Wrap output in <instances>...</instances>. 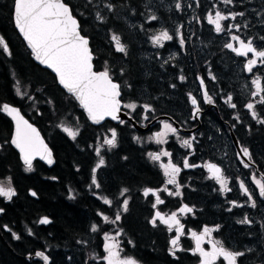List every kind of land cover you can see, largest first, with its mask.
Masks as SVG:
<instances>
[{
	"label": "flooded vegetation",
	"instance_id": "1",
	"mask_svg": "<svg viewBox=\"0 0 264 264\" xmlns=\"http://www.w3.org/2000/svg\"><path fill=\"white\" fill-rule=\"evenodd\" d=\"M110 2L112 3L115 1L110 0ZM122 4L126 7L124 14L125 16H128V18H126L125 24L126 26L129 24V27L127 28L122 25H116L117 22L115 21L114 16L116 15L115 11L119 8L118 5L115 7L112 13H108L106 10H103L102 14L105 16V20L103 23H98L106 29V41L101 42L99 47H101V50H109L110 54L113 53V55L118 59L120 58L127 60L131 56L136 55V59L140 61L146 60V63L149 65L156 66L146 67L149 74L154 72L157 75L166 76V72L168 70L174 71L169 82L170 86L172 84L176 85V87H172L170 91L173 94V99H176V101L171 100L170 98L172 96L170 95L169 97L167 93L162 97L163 99L158 100L165 104V108H162V110H157L156 113H146L144 112L143 108H137L135 112H127L126 108L123 107L122 109L133 119L135 118V114L139 113L137 121L134 119L138 123L142 116H147L148 119L144 121V124L139 123L141 126H144L153 117L162 114L170 117L178 128H181L185 131H180L176 128V134L168 133L163 138L166 143L157 144L155 142V138H151L150 140L147 138L143 144L139 143L136 140V137H141L143 135L147 136L146 134L154 135L155 133L162 131L163 129H161L159 125L161 122H168L173 127H175L174 124L167 120L154 122L149 126L148 130L144 132H137L134 130L120 131L118 130V127L121 126V124L118 122H110L107 125L105 124L106 121H103L98 124L100 128L98 129V132L94 133L95 138L91 143L88 145L86 144V148L92 151L90 169L86 174L87 185L90 183L91 169L99 160V157L95 154L94 149H96L97 143H99L105 136H110L109 129H116L117 145L114 148H109L107 145H103L101 149V155L105 159V165L97 170L98 180L101 182V188L98 190L95 189L94 191L99 193L101 196H108L114 201V203L110 208L104 205L100 199H97L95 195H92L93 197H91L94 199L93 204L96 206L89 211L93 218H91L88 222L87 231L93 236H95L96 233L99 235V237L96 235L98 238L97 241L99 250L96 252V259L91 261L93 264H104L102 257L105 256V254L102 250L103 239L101 234H104L110 229L111 226H114L110 223H104L102 219L96 215L97 211H103L105 214L109 215L110 218H114V214L119 208L120 202L123 199L119 197V191L124 187L129 189L128 196L131 197V199L129 203V210L127 213H123L122 217L124 218V216L131 215L132 210H134V204H136L134 188L135 176L132 170L127 171V169H124L126 163L131 162L132 166L135 165L134 158H132V152L130 151L133 146L134 148L137 147V149H139L141 152V159L145 161L144 167L148 177H146V179L149 180L147 184L143 185L136 191L140 200L139 204L143 206L145 210L147 224L150 229V235L153 236L154 233H157L161 237V246L164 251L165 263L169 259V261H173L175 264H200L199 254H193L195 241L191 237V232L195 231L199 233L202 231L204 226L215 227L216 225H219V230L212 233V238L214 240L222 241L226 248L232 250L252 249V251L246 252V255L241 258L240 264H264V227H262V225H264V199L259 197L258 189L252 181L253 175H255L257 179L264 178V125H261L256 120H253L250 113H248V111L244 108V104L247 103L250 98L251 80L253 78L252 73H247L244 71V63L246 62L247 58L239 57L235 53L223 47L224 44L229 41L230 34L239 35L245 40L252 38L258 46L264 47V41L259 40L260 36H264V29L262 28V23L258 21L256 8L254 7V10L245 9L241 11L245 13L243 17H240L241 24L236 20L222 22L225 25L229 23L240 24L241 29L239 32H236V30L233 29L232 33L217 34L214 31V26L207 22V13H203V6L200 8L196 6L197 0H192L191 3L187 5L185 4L188 7L190 5H194V10H187L185 9V6H182V11L184 12V15L187 19L181 24L187 25L189 29L186 31L183 30L184 32H182V34L186 33V36L183 34L186 43L182 49L184 66L182 64L181 68H177L176 66L172 65V62L176 60L182 62L178 54V51L181 52V47L178 44L179 37H176L177 28H174L175 23L179 22L178 16L169 22L163 14L162 8L155 7L153 9L152 7H149L144 9L142 2H140L138 5L131 4L127 6L124 3ZM251 6L254 5L251 4ZM206 7L208 8L211 6L207 5ZM100 9L101 8H98L97 10ZM228 13L229 12L226 11L225 14ZM150 15H155L157 19L154 21H143V19H146ZM197 18H199V20ZM245 22L248 24L247 28L243 27ZM141 25H143V28H141ZM171 27L172 31L170 33L173 35V40L170 42H163V47L154 46L149 38L153 35H156L159 31ZM200 28L202 30H200ZM109 30H111L112 33L114 32L121 36V42L127 47V55L115 51L113 43L110 39L112 33L109 32ZM196 35L197 37H195ZM0 37H2V35H0ZM173 41H175L177 45L173 44ZM232 43L234 46H236L235 41H232ZM216 45H218V50H216ZM2 49L3 46L0 45L1 53L5 56H8L9 54L4 53ZM173 49L177 50V56L175 57L176 59L169 58L162 60L155 56L162 55L166 52L171 53ZM25 50L31 59V54L26 48ZM98 55L103 57L99 53ZM217 55L224 56L225 60H219L218 62L217 60L214 61ZM250 55L251 54H249V57ZM201 56L203 57V62L201 65H199V59ZM151 60L157 62L158 64L151 62ZM195 60L197 62H195ZM165 61H167V63H165ZM107 68L109 69V72L111 69H114L108 62ZM210 72L216 77L215 81L210 78ZM218 72H224L226 74V81L222 86H220L218 83ZM254 72L257 75H260L262 80H264V66L258 65L257 68L254 69ZM114 73L118 75L116 70ZM180 75H184L186 79L183 82L180 80H178V82L176 79L177 82H175L173 76L179 77ZM198 76L204 79L206 89L209 95L213 97V104L203 103V93L200 88V82L197 79ZM168 91L169 89L167 84L165 92ZM188 93H192L198 98L200 102L201 111L197 119L192 117V105L189 102L187 95ZM228 93L233 95V102L237 104L236 109L228 107V105L224 102V97H226ZM26 96L27 95H25V97ZM17 97H20V95H17ZM137 99L138 98L130 99L128 102H135L141 105L147 104L149 102L148 99V101L144 102L137 101ZM19 101L20 103H8L1 101L0 106L7 103L16 107L20 114H22L29 123L37 128L51 149L53 155L51 143L46 138V135H43L41 128H39L40 126L36 123L39 121L36 120V118L34 121L30 117L31 112L25 114L21 106L25 105L30 107L32 112H34L38 117L40 116L42 118L40 120L44 126L51 127V131H49L50 134L54 133V131L52 132L53 129H55V131L56 129L61 131L60 133L64 135L66 133L60 129L58 125L57 127L55 126V121L54 124L52 123L49 114L47 117L41 115L40 110L36 109V103L33 101V99L28 97L26 101ZM158 101H153V104L157 105ZM257 110L261 112L262 118H264V108L258 106ZM53 114L55 115V113ZM0 115V124L3 126L2 131L0 130V185L6 181H8L11 185L10 176L6 175V173H1V171L6 169V166H9L10 168L12 167V159L9 157V154H11L16 159L18 163L17 166H19L21 172L24 171L23 169L25 168V165L18 157L17 151L10 144L12 124L9 119L1 112ZM235 116H239L242 123H236V121L233 119ZM5 121L8 125L5 123ZM66 122H68V120ZM64 124L66 123H63L62 125ZM233 124L236 125L234 128L232 127ZM192 136L196 137L195 141L193 142V149L190 150L181 147V140L190 139ZM242 146L248 148L252 156V161L254 162L247 169L243 167L240 159H237V153L241 152ZM162 149L172 153V156H162L160 161L155 162L149 158L148 153H158ZM190 152L192 153L191 155H189ZM185 156H189L190 163L194 164L203 165L206 161L217 163L222 168L223 174L228 178L229 187L232 189V191L221 193L219 191V185L215 182V180L208 178L209 173L203 167L184 169L182 167V163ZM125 157L127 159H125ZM115 158L117 161L115 172H110L115 168ZM169 159H172L174 163H176L178 166H181V172L178 176V181L183 185L181 188L182 194L181 196H169L166 192H161V199L164 200V203L158 205L156 209H153L152 204L155 202V197L145 198L143 196V189L146 187H151L153 189H162L164 187L169 189L173 188L172 185L165 184L166 177L164 176L163 169L160 167L161 164H166ZM241 159H245L247 162L246 158H244L242 155ZM4 160H6L8 163H4ZM36 164L43 165V163L40 161L34 160L33 167H35ZM43 166L45 167V165ZM33 171H35V169H33ZM124 176L127 178V184L119 186V180H123ZM238 178L239 180H243L253 192L254 199L257 202L256 208L250 207L247 203V197L241 194ZM27 195L32 198L28 191ZM5 201H7L5 198L0 197V203H4ZM229 201H236L238 204L243 206L232 207ZM184 204L192 207L193 212L181 214L178 210ZM230 207H232L231 212L227 210ZM155 211H160L164 215H171L172 212H177V218L184 226V235L180 238V245L184 250L177 253L178 259L169 255V241L175 235V230L173 229L172 232H169L167 226L160 224L158 221L156 227H153L152 224L149 223V220L152 218ZM245 214H247L253 221L252 224L242 225L237 223V221L241 220ZM38 219L39 218L37 217L35 222L36 224L41 225L38 223ZM92 223H97L99 225L100 231L92 233L90 231V226ZM118 224L119 225H116V230L122 229V222L120 221ZM4 226L5 225L2 224V229L5 230ZM118 242V246L121 249L120 256L121 258L125 257L122 255V250L131 249V243L126 244L121 240V238L120 241L118 240ZM92 246H94L93 243ZM202 247L206 251L210 250L211 245L209 244L207 238L202 244ZM87 249L92 252L94 251V249L89 248V246ZM35 250L44 251L43 249L37 248L33 249L31 252L25 253V255L31 254ZM46 254L51 260L52 255L50 253ZM26 260L37 261L32 259ZM88 260L90 259H87V262ZM215 264H227V262L223 259V257H219L217 258Z\"/></svg>",
	"mask_w": 264,
	"mask_h": 264
},
{
	"label": "trees",
	"instance_id": "2",
	"mask_svg": "<svg viewBox=\"0 0 264 264\" xmlns=\"http://www.w3.org/2000/svg\"><path fill=\"white\" fill-rule=\"evenodd\" d=\"M114 1L112 3L115 7L119 6L114 16L116 25L128 28L129 24L128 26L125 24L128 16L124 14L126 7L122 3L127 6L138 5L141 1ZM219 1L221 2V0ZM64 2L70 6L73 15L80 22L82 34L89 38L94 70L103 71L104 67H107L106 62L114 68L110 70V73L112 79L121 85L120 99L122 102L138 97L145 99L148 96H157L158 93L167 88L165 80H152L151 78L155 77L150 76L147 72L145 73L146 76L142 75L141 70L145 69V66L140 68V60L136 59V55L123 60L116 58L113 53L110 54L107 49V51L101 50L99 46L101 42L106 41V29L93 17L92 10L96 0H93L92 5H87L86 0H64ZM11 6L12 0H0V35L5 39L11 52V55L5 56L0 51V102L20 103L19 100L26 101L28 97H31L36 103V109L40 110L42 116L47 117L49 114L52 123L56 122V127L60 122L67 123L68 120L69 123L79 129V134L75 140L60 133L61 131L57 129L56 131L53 129L52 132L54 131V133L50 134L51 127L44 126L40 116L38 117L32 112L30 107L21 106L25 114L31 112L30 117L34 121L35 118L39 121L36 123L51 143L54 164L50 169L41 164H36L33 167L35 171L21 172L16 159L9 154L12 159V167L6 166V169L1 173L10 176L11 187L16 191V196L11 201L7 200L0 203V207L4 209L0 216V264H40L37 261L24 259L25 253L37 248L52 255L50 264H84L88 259L86 255L88 246L94 249L93 252L96 255L97 250H99L98 238L96 237L99 235L96 233L93 236L87 231L88 222L93 218L89 211L96 205L93 204L94 199L91 198L95 189H90V183L88 185L86 183V174L90 169L92 160V151L86 148V144L88 145L93 141L94 133L98 132L100 127L89 124L87 114L75 103L72 97L63 93L56 85L53 76L31 61L11 25ZM217 7L221 8V11L227 9L230 12H241L245 9L254 10L255 7L264 16V0H234L232 5H225L221 2ZM262 28L264 29V23H262ZM109 32L112 33L111 30ZM216 50H218V45H216ZM98 53L103 57H100ZM219 60H225L224 56H218L217 62ZM115 70L118 75L114 73ZM121 70H123V74H121ZM173 78L177 82L176 77L173 76ZM218 83L220 86L225 83L222 72L218 75ZM17 88L22 94L26 93L27 96L22 98L20 95L17 97ZM154 89H159V91L154 93ZM157 98L158 100L162 99L160 95ZM137 117L138 114H135L134 119L136 121ZM5 123L7 124L6 121ZM108 123L110 122H105L107 125ZM2 127L0 124L1 131ZM118 130L133 131L128 122L119 126ZM130 151L135 165L132 166L131 162L126 163L124 169L134 172L136 204H134L131 215L124 216L121 220L123 230V233L120 234L121 240L126 244H130L129 241H132L131 249H123L122 255L130 256L138 264H175L169 259H166L165 263L160 235L157 233H154L153 236L150 235L145 210L139 204V196L136 193L139 188L149 182L146 179L145 161L141 159V152L137 147L132 146ZM4 163L8 162L4 160ZM114 163L115 168L110 172H115L116 158ZM52 177H56V179L54 180ZM119 181V186L127 184L125 176L123 180L120 179ZM28 189L37 193L36 198L27 195ZM70 189L75 199H69ZM41 216L50 218L51 223L47 225L36 224V218ZM2 224L7 225L11 231L2 229ZM29 229L33 235L28 234ZM12 232L17 233L20 239H14ZM77 240L88 241V243L78 244ZM86 264H93V262L88 260Z\"/></svg>",
	"mask_w": 264,
	"mask_h": 264
},
{
	"label": "snow or ice",
	"instance_id": "3",
	"mask_svg": "<svg viewBox=\"0 0 264 264\" xmlns=\"http://www.w3.org/2000/svg\"><path fill=\"white\" fill-rule=\"evenodd\" d=\"M221 2L225 5H232L234 0H221ZM92 3L93 0H86L87 5H92ZM196 6L199 7V0H197ZM212 7L213 9H216V5H213ZM175 8L177 11L182 10L180 0H176ZM114 9L115 6L110 0H103L101 9L95 12L96 20L103 23L105 20V16L102 14L103 10L112 13ZM244 15V12H229L228 14H224L217 9L214 13L212 11L207 13L206 19L210 25L214 26V31L217 34L232 33L233 29H235L236 32H239L241 25L232 23L225 25L222 22L236 20L238 16L243 17ZM156 19L157 17L155 15L147 17L148 21H154ZM197 19L199 20V18ZM13 21L15 27L18 29L19 33L22 34L28 47L34 54L35 59L55 72L59 84L62 85L68 93L75 97L79 102V105L86 112L88 119L93 124H100V122L106 117L118 121L121 125L125 124V120L120 117L122 107L130 109L133 112H135L138 107H142L146 113L155 111L150 104L137 105L135 102L122 104L120 99L121 85L114 82L109 69L105 67L103 71L99 72L93 70V55L92 50L89 47V38L82 34L80 22L73 15L72 9L64 2V0H13ZM261 23H264V20H262ZM181 27L182 26L177 27L176 35L179 37V44L181 49H183L186 41L180 31ZM243 27H248L247 22H245ZM141 28H143V25H141ZM110 39L116 52L127 55V47L121 42L120 35L113 32ZM150 39L154 46L163 47V42L173 40V35H170L169 31L164 29L150 37ZM259 40L264 41V36H260ZM232 41H235L239 47L234 46ZM0 45L3 46L2 51L4 53L11 55L9 46L3 37H0ZM223 47L239 57L247 58L244 63V71L252 73L253 78L251 80L250 98L248 102L244 104V108L250 113L253 120L264 125V118H262L261 112L257 110L258 106L264 108V80H262L260 75H257L254 72V69H256L258 65L264 66V47L258 46L252 38L245 40L236 34H230L229 41L226 42ZM249 54H251L250 57ZM170 58L174 59L175 55ZM165 63H167V61H165ZM121 74H123V70H121ZM209 76L215 81L216 77L213 76L211 72L209 73ZM185 79L186 77L184 75L179 76L181 82ZM197 79L200 82V88L203 93V103L213 104V97L209 95L204 79L199 76ZM171 87L175 88L176 85L172 84ZM17 94L21 95L22 98L27 95L26 93L22 94L19 88H17ZM187 95L189 102L192 105V117L194 119L198 118L201 111L200 102L192 93H188ZM233 101L234 98L231 93H228L226 97H224V102L228 107L236 109L237 104ZM0 112L7 114L15 122V132L12 136L11 144L19 150L20 158L25 165V171L30 172L33 170V159L36 156L45 160L48 165L54 163L51 150L46 144H44L43 140L40 139L37 130L29 124L28 121L24 120L17 108L5 103L0 106ZM144 119H148V117L144 116ZM233 119L236 123H242L239 116H235ZM161 123L163 130L154 134L155 142L157 144L166 143L163 138L168 133H177V129L170 123ZM235 126V124L232 125L233 128ZM63 131L73 140H75L79 134L78 128L74 130L71 127H63ZM109 133L110 136H105L102 143L109 148H114L117 145V131L115 128H112L109 129ZM195 139V136H192L190 139H182L181 147L190 150L193 149V142ZM95 154L99 157V160L91 169L89 188L98 190L101 188V182L98 180L97 170L105 165V159L101 155V149L99 147L95 149ZM191 154L192 153L190 152L189 155ZM241 155L246 158L247 162L245 159H241ZM148 156L155 162L160 161L162 156L171 157L172 153L162 149L158 153L150 152L148 153ZM125 159L127 158L125 157ZM237 159H240V162L245 169L249 168L251 164L254 163L248 148L243 146L241 147V152L237 153ZM160 167L163 169L164 176L166 177L165 184L172 185L173 188L169 189L164 187L162 189H153L151 187H146L143 189V196L145 198L155 197V202L152 204L153 209H156L158 205L164 203V200L161 199V192H166L169 196H181L182 194L181 188L183 185L178 181L181 166H178L172 161V159H169L166 164H161ZM182 167L184 169L203 167L209 173L208 178L215 180L219 185V191L221 193L232 191L229 187L228 178L223 174L222 168L217 163L206 161L203 165L194 164L190 163L189 156H185L183 158ZM52 179L55 180L56 177H52ZM252 181L258 189L259 197L264 199V178L257 179L256 176L253 175ZM238 182L241 194L247 197L248 205L252 208H256L257 202L254 199L251 189L243 180H239L238 178ZM128 193L129 189L127 187L120 189L119 197L123 199L114 214V218H110V216L103 211H97L96 215L99 216L104 223L117 225L123 218L122 214L127 213L129 210L131 197L128 196ZM30 194L33 197L37 195L34 191ZM93 195H95L97 199H100L104 205L110 208L113 206L114 201L108 196H101L95 191L93 192ZM14 196H16V191L11 185H8L7 187L0 185V197L11 201ZM69 199H75L72 195L71 189L69 190ZM229 203L232 207L243 206L236 201H229ZM232 207L227 210L231 212ZM178 211L181 214L192 213L193 208L184 204ZM3 212L4 209L0 208V213ZM157 221L160 224L167 226L169 232H172L173 229L175 230V235L169 241V255L178 259L177 253L184 250L180 245V238L184 235V226L177 218V212H172L171 215H164L160 211H155L154 215L149 220V223L152 224L153 227H156ZM39 223L47 225L51 223V220L48 217H41ZM237 223L250 225L253 221L247 214H245L241 220L237 221ZM262 227H264V225H262ZM4 228L5 230L11 231L7 225H5ZM219 228V225H216L215 227L204 226L199 233L195 231L191 232V237L195 241L193 254H199L200 264H215L219 257H223L227 264H240L241 258L246 255V252L252 251V249L232 250L226 248L222 241L214 240L212 238V233L218 231ZM90 231L92 233L100 231L99 225L97 223H92ZM122 231V229H119L116 232V236H119ZM28 234L33 235L31 229L28 230ZM12 236L14 239H20V236L15 232H12ZM206 238L211 245V248L208 251L202 247ZM104 240V251L106 252V255L103 256L102 259L106 264H138L133 258H121V249L118 246L119 242L115 239V236L105 232ZM77 243L87 244L88 241L77 240ZM129 243H132V241H129ZM35 255L41 257L44 264H50V257L45 255L43 251H37Z\"/></svg>",
	"mask_w": 264,
	"mask_h": 264
},
{
	"label": "rangeland",
	"instance_id": "4",
	"mask_svg": "<svg viewBox=\"0 0 264 264\" xmlns=\"http://www.w3.org/2000/svg\"><path fill=\"white\" fill-rule=\"evenodd\" d=\"M142 3H143V5H144V9H146V8H149V7H152L153 9L155 8V7H157V8H162L163 9V14L165 15V17H166V19H167V21H169V22H171V20L173 19V18H176L177 16H178V18H179V22L178 23H175V26H174V28H177L178 26H182L181 28H180V31H181V33L182 32H184V31H186L187 29H189L188 27H187V25H185V24H181V23H183L184 22V20L186 21V17H185V15H184V12L182 11V10H180V11H177L176 10V8H175V3H176V0H140ZM196 2V1H195ZM102 3H103V0H101V1H99V0H96V3H94L95 4V6H93V10H92V13H93V17L95 18V12L97 11V9L98 8H101V6H102ZM180 3H181V5L184 7L185 6V9H187V10H194V5H191V6H186L187 4H189V3H191V1H189V0H180ZM221 2L219 1V0H199V7L198 8H200L201 6H203V13H209L210 11H214V10H220L221 11V8H218L217 7V5H219ZM186 4V5H185ZM207 5H210L211 7H206ZM213 5H216V9H213ZM174 7V8H173ZM226 11H228L227 9H225V11H221V12H223L224 14L226 13ZM228 12H230V11H228ZM258 12V13H257ZM256 12V15H257V17H258V21L261 23V21L262 20H264V16L262 15V13L261 12H259V11H257ZM196 17V16H195ZM96 19V18H95ZM145 20H147V18L146 19H143V21H145ZM240 20H241V18L238 16L237 18H236V21H238L240 24H241V22H240ZM234 21V20H233ZM180 24V25H179ZM166 30H168L169 31V34L171 35V31H172V27L171 28H167ZM184 30V31H183ZM200 30H202L201 28H200ZM183 34H185L184 36H186V33H183ZM182 34V35H183ZM177 37V36H176ZM195 37H197V35L195 36ZM150 39V38H149ZM151 40V39H150ZM168 42H170V41H168ZM173 44H175V45H177V43L175 42V41H173L172 42ZM178 44H179V41H178ZM208 45V44H207ZM206 45V46H207ZM179 46H180V44H179ZM175 48V47H174ZM183 52H184V50H183ZM178 54H179V57L181 58V60H182V62H179V61H173L172 62V65H174V66H176L177 68H181L182 67V64H183V66H184V57H183V53H182V49H181V52L180 51H178ZM173 55H175V57L177 56V50L176 49H173L172 50V52L171 53H169V52H166V53H164V54H162V55H159V56H157V55H155L156 57H159L160 59H162V60H165V59H169L170 57H172ZM174 59H176V58H174ZM218 59V55L216 56V59H215V61ZM203 60H201V59H199V63H201ZM142 62H144L143 63V65H142ZM151 62H153V63H155V64H158L157 62H155V61H153V60H151ZM195 62H197L196 60H195ZM139 66H140V68H141V66H142V68H144V66H145V69H142L141 70V72H142V75L143 76H146V72L148 73V70H147V68L146 67H156L155 65H149L148 63H146V60H144V61H140V63H139ZM173 73H174V71H170V70H168L167 72H166V76H163V75H156L154 72H151L150 73V76H153V77H155V78H151L152 80L154 79V80H160L161 79V81H163V80H165L164 82L165 83H167L168 84V89H169V91L168 92H165V90H163L162 92H160V93H158L157 95H160L161 97H163V96H165L167 93H168V95H169V97H170V95L172 96L170 99L171 100H173V101H176V99H173L174 97H173V94L170 92L171 91V89H172V87L170 86V82H169V80L171 79V77H172V75H173ZM217 75H219V73H217ZM222 75H223V79H224V81L226 80V74L224 73V72H222ZM176 77V79H177V81L179 80V77L178 76H175ZM179 82V81H178ZM159 91V89H154V93H156V92H158ZM149 100V102L147 103V104H150V105H152V107L155 109V111L154 112H151V114H153V113H156L157 112V110H162V108H165V104H163L162 103V101H158V98H157V96H148V98H145L144 99V97L143 98H140V97H138V99H137V101H141V102H144V101H148ZM163 99V98H162ZM153 101H158L157 102V105H154L153 104ZM127 103H131V102H128V101H126V102H123V104H127ZM160 103H162V104H160ZM137 105H141V104H138L137 103ZM138 108H140V109H142V107H138ZM126 111L127 112H132V110H130V109H127L126 108ZM136 114H138V116H139V113H136ZM146 119H144V116H142L141 118H140V121H139V123L140 124H144ZM63 123H59L58 124V127L60 128V129H62L63 130V127H71V128H73L74 130L75 129H77V127L76 126H74V125H72L71 123H66V124H64V125H62ZM160 125V128L162 129V123H160L159 124ZM160 129V130H161ZM147 136H145V135H143V136H141V137H136V140L139 142V143H143L144 144V141H146V139L148 138L149 140H150V138H155V136L154 135H151V134H146ZM109 136V135H108ZM102 141H103V139L99 142V143H97V147H99L100 149H102V147H103V143H102ZM96 147V148H97ZM94 152H95V149H94ZM24 171H25V168L23 169ZM25 172H28V171H25ZM2 185H4V186H8V185H10L9 184V182L8 181H6V182H4ZM117 225H119V224H117ZM117 229V226L116 225H114V226H111L110 227V229L108 230V231H106L107 233H109L110 235H112V236H115V239L118 241H120V235L119 236H116V232L118 231V230H116ZM123 232H121V234H122ZM101 236H102V239H103V244H102V250H103V252H104V254L106 255V252L104 251V244H105V240H104V234H101ZM86 255H87V257H88V259H90V260H92V261H94L95 259H96V254L94 253V252H92V251H89L88 249L86 250ZM124 256V255H123ZM127 256H125V257H122V258H126ZM104 264H106V262L104 261Z\"/></svg>",
	"mask_w": 264,
	"mask_h": 264
},
{
	"label": "water",
	"instance_id": "5",
	"mask_svg": "<svg viewBox=\"0 0 264 264\" xmlns=\"http://www.w3.org/2000/svg\"><path fill=\"white\" fill-rule=\"evenodd\" d=\"M190 1H192V0H190ZM11 19H12V25H13V27H14V29H15L17 35H18L19 38L22 40V42H23L25 48H26V49L28 50V52L31 54V59H32V61H33L36 65H38L40 68H42V69L46 70L47 72H49V73L53 76L56 85H57V86L63 91V93H65L66 95L71 96L72 99L77 103V105H78L80 108H82V107L79 105V102L75 99V97H73L70 93H68L67 90L64 89L62 85L59 84V82H58V78H57L55 72H53L52 69L47 68L46 65L41 64L39 61H37V60L35 59L34 54L32 53L31 49H30V48L28 47V45H27V42L24 40L22 34L19 33L18 29L15 27V24H14V21H13V3H12ZM235 43H236V42H235ZM236 47H239V45H238L237 43H236ZM93 70H94V68H93ZM94 71H96V70H94ZM97 72H99V70H98ZM114 82H115V81H114ZM121 103H122V102H121ZM10 106H11V105H10ZM12 107H14V106H12ZM15 108H16V107H15ZM82 109H83V108H82ZM1 113H2L4 116H6V117L9 119V121L11 122V124H12V131H11V136H10V144H11V139H12V136H13V134H14V132H15V122H14V121L11 119V117H9L7 114H5V113H3V112H1ZM191 114H192V110H191ZM20 115L24 118V116H23L22 114H20ZM120 117H121V119H123V120L129 122V124L131 125V127L133 128V130H134V131H137V132H144V131H147L148 128H149V126H150L151 124H153L154 122H158V121L167 120V121H170V122H172V123L174 124L173 120H172L170 117H168V116H166V115L159 114V115L153 117V118H152L148 123H146L144 126H141V125H140L138 122H136L131 116H129V115H128V114H127L122 108H121V112H120ZM130 117H131V118H130ZM195 119H197V118H195ZM24 120H26V119L24 118ZM26 121H27V120H26ZM103 121H109V122H111V123H116V122H118V121H114V120H112V119L109 118V117H106ZM103 121H101V122H103ZM88 122H89L91 125H98V124H93L89 119H88ZM101 122H100V123H101ZM28 123H29V122H28ZM29 124H31V123H29ZM31 125H32V124H31ZM32 126L37 130V128H36L34 125H32ZM174 126H175V128H177V129L180 130V131H185V130H182L181 128H178V127L176 126V124H174ZM37 132L39 133L38 130H37ZM39 136H40V139L43 140L44 144L47 145V143L45 142L44 138L41 136L40 133H39ZM11 146L17 151V153H18V157L20 158L19 150H18L14 145L11 144ZM47 147L49 148L48 145H47ZM49 149H50V148H49ZM50 150H51V149H50ZM51 152H52V151H51ZM52 158H53V155H52ZM20 159H21V158H20ZM34 160L40 161V162L43 163V165H45V167H47V168H50V167L53 165V164H52V165H48V164L46 163V161L40 159L39 156H36V157L33 159V161H34ZM53 160H54V158H53ZM31 192H33V190L29 189V190H28L29 195H31V194H30ZM31 196H32V195H31ZM32 197H33V196H32ZM33 198H36V196L33 197ZM41 217H45V216H41ZM41 217H39V219H38V223H39V220H40ZM39 224H40V223H39ZM41 225H42V224H41ZM37 251H42V250H35V251H34L33 253H31V254H27V255H25L24 258H25V259L37 260V261H39L41 264H44L43 259H42L41 257H37V256L35 255V253H36ZM43 252H44V251H43ZM44 253H45V252H44ZM45 255H47V254L45 253Z\"/></svg>",
	"mask_w": 264,
	"mask_h": 264
},
{
	"label": "bare ground",
	"instance_id": "6",
	"mask_svg": "<svg viewBox=\"0 0 264 264\" xmlns=\"http://www.w3.org/2000/svg\"><path fill=\"white\" fill-rule=\"evenodd\" d=\"M195 18H196V17H195ZM200 59L203 60V57L201 56ZM214 60H215V59H214ZM226 61H227V60H226ZM218 73H220V72H218ZM225 81H226V80H225Z\"/></svg>",
	"mask_w": 264,
	"mask_h": 264
}]
</instances>
